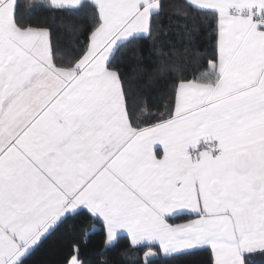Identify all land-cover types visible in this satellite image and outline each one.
<instances>
[{"label": "snow or ice", "instance_id": "1", "mask_svg": "<svg viewBox=\"0 0 264 264\" xmlns=\"http://www.w3.org/2000/svg\"><path fill=\"white\" fill-rule=\"evenodd\" d=\"M168 7L214 23L215 59L194 79L162 60L174 103L154 113L120 65L156 43L162 0H0V264H34L59 231L103 232L102 252L126 235L157 249L145 264H264V0ZM37 10L81 16L77 38Z\"/></svg>", "mask_w": 264, "mask_h": 264}, {"label": "trees", "instance_id": "2", "mask_svg": "<svg viewBox=\"0 0 264 264\" xmlns=\"http://www.w3.org/2000/svg\"><path fill=\"white\" fill-rule=\"evenodd\" d=\"M183 4L184 0H162L165 5L159 19V34L156 43L143 41L139 56H132V50L125 51L124 62L120 65L126 78L136 90L139 106L147 105L154 113L165 111V106L174 103V91L171 90L173 74L161 76L157 73L162 60L175 61L187 69V79L197 78L208 71V62L215 59L216 35L214 23L201 19L199 22L186 21L183 16H177L169 10L170 3ZM31 0H21L22 7ZM28 19L44 26H51L55 37L65 45L74 41L78 34L70 29L83 22L78 15L64 12L46 13L37 10L31 14L25 13ZM191 15H195L192 13ZM140 68L146 69L143 76L135 74ZM139 110V109H138ZM191 216L179 217L175 222L181 223ZM103 232L88 238L85 249L79 253L82 264H145L144 254L149 250H157L152 245L130 247L129 240L121 237L115 247L104 249ZM125 249L127 251L125 252ZM76 255V247L68 232L59 231L50 237L37 251L34 264H68ZM208 253L197 254L194 257L179 258L172 264H208Z\"/></svg>", "mask_w": 264, "mask_h": 264}, {"label": "crops", "instance_id": "3", "mask_svg": "<svg viewBox=\"0 0 264 264\" xmlns=\"http://www.w3.org/2000/svg\"><path fill=\"white\" fill-rule=\"evenodd\" d=\"M160 152L162 154V149H160ZM69 234L71 235V237H72V239L74 241V244H75V247H76V252H77V249H78V253H81L85 249V243L83 242L80 234L79 233H77L75 235L72 234V233H69Z\"/></svg>", "mask_w": 264, "mask_h": 264}]
</instances>
